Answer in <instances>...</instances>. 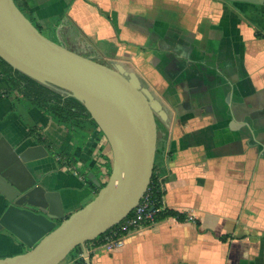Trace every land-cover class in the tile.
<instances>
[{
	"label": "crops",
	"instance_id": "obj_1",
	"mask_svg": "<svg viewBox=\"0 0 264 264\" xmlns=\"http://www.w3.org/2000/svg\"><path fill=\"white\" fill-rule=\"evenodd\" d=\"M41 33L105 67L134 72L154 111V175L166 212L120 250L87 245L62 264H264V6L227 0H17ZM0 70V131L61 193L66 217L99 188L89 179L108 144L80 147L36 106L9 94ZM33 129V130H32ZM40 141H43L40 143ZM59 152L71 156V167ZM6 202L0 196V218ZM60 222H58L59 224ZM27 248L0 231V259ZM89 261V262H88Z\"/></svg>",
	"mask_w": 264,
	"mask_h": 264
},
{
	"label": "water",
	"instance_id": "obj_2",
	"mask_svg": "<svg viewBox=\"0 0 264 264\" xmlns=\"http://www.w3.org/2000/svg\"><path fill=\"white\" fill-rule=\"evenodd\" d=\"M227 1L264 5V0ZM0 57L15 70L79 100L112 152L108 180L102 183L90 173L97 195L66 217L61 193L46 187L30 167L49 156L47 148L37 144L20 150L0 131V196L6 202L0 231H8L27 248L1 258L0 264H62L78 247L87 252V243L125 220L146 194L154 174V111L159 102L134 72L105 67L46 38L15 0H0Z\"/></svg>",
	"mask_w": 264,
	"mask_h": 264
},
{
	"label": "trees",
	"instance_id": "obj_3",
	"mask_svg": "<svg viewBox=\"0 0 264 264\" xmlns=\"http://www.w3.org/2000/svg\"><path fill=\"white\" fill-rule=\"evenodd\" d=\"M15 2L26 17L33 22L27 8L21 6L17 0H15ZM0 70L10 85V90L8 91L9 94H13L18 101H24L29 105L36 106L43 113L52 117L59 124L64 126L73 135V142L76 145L83 147L88 140L90 141V138H92L91 136L94 137L93 141L95 142V145H92V150H94L96 144L100 142V139L104 141L105 145L108 144L105 136L99 129L98 124L94 119H92L89 111L79 100L74 97L65 96L51 87L39 83L20 71L15 70L1 57ZM42 142L43 141H40V143ZM58 154L62 158L65 157L67 164L71 167V156L69 154H64L63 152H59ZM96 162L97 163L93 167L94 171L97 175H105L108 180L112 166L111 159L108 158L106 154L99 153ZM150 188L154 192L153 199L155 201V205L158 206L161 203L163 192L157 185V180L154 174ZM165 213L166 212H161L156 216V219L166 215ZM104 235L100 236L93 242L87 243V245L98 244ZM81 249V247L76 248L69 257L81 253Z\"/></svg>",
	"mask_w": 264,
	"mask_h": 264
},
{
	"label": "built area",
	"instance_id": "obj_4",
	"mask_svg": "<svg viewBox=\"0 0 264 264\" xmlns=\"http://www.w3.org/2000/svg\"><path fill=\"white\" fill-rule=\"evenodd\" d=\"M154 192L149 187L146 194L141 199L139 205L125 220L111 229L98 242V247L109 251H116L126 246L127 238L142 226L153 223L156 216L165 211L164 204L156 206L154 201Z\"/></svg>",
	"mask_w": 264,
	"mask_h": 264
},
{
	"label": "rangeland",
	"instance_id": "obj_5",
	"mask_svg": "<svg viewBox=\"0 0 264 264\" xmlns=\"http://www.w3.org/2000/svg\"><path fill=\"white\" fill-rule=\"evenodd\" d=\"M91 139V138H90Z\"/></svg>",
	"mask_w": 264,
	"mask_h": 264
}]
</instances>
